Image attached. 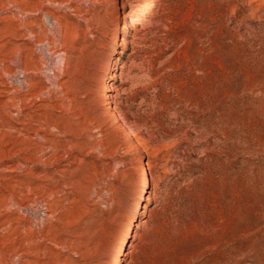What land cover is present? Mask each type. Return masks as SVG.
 Listing matches in <instances>:
<instances>
[{
	"label": "rangeland",
	"instance_id": "rangeland-1",
	"mask_svg": "<svg viewBox=\"0 0 264 264\" xmlns=\"http://www.w3.org/2000/svg\"><path fill=\"white\" fill-rule=\"evenodd\" d=\"M0 264H264V0H0Z\"/></svg>",
	"mask_w": 264,
	"mask_h": 264
},
{
	"label": "bare ground",
	"instance_id": "bare-ground-1",
	"mask_svg": "<svg viewBox=\"0 0 264 264\" xmlns=\"http://www.w3.org/2000/svg\"><path fill=\"white\" fill-rule=\"evenodd\" d=\"M143 3L139 4V5H135V7H133V9L130 11V13H128L127 15H125V17L123 18L125 21L129 20V21H133L135 19H137L141 14H143L150 6V3H145V7H142ZM146 16L142 17L140 19V23L144 20ZM147 22V21H146ZM60 59V58H59ZM59 61V60H58ZM53 69V68H51ZM106 97H111L112 99H114L113 96H109V95H106ZM111 101H108L107 103H109Z\"/></svg>",
	"mask_w": 264,
	"mask_h": 264
}]
</instances>
